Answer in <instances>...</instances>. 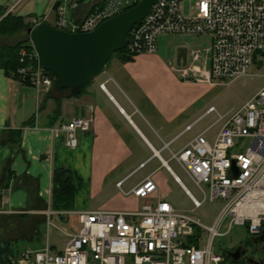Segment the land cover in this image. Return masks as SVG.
<instances>
[{
    "label": "built area",
    "instance_id": "1",
    "mask_svg": "<svg viewBox=\"0 0 264 264\" xmlns=\"http://www.w3.org/2000/svg\"><path fill=\"white\" fill-rule=\"evenodd\" d=\"M57 1L55 27L86 32L140 0H95L82 16L77 11L80 0ZM164 34L210 37L209 47L193 50L191 61L176 68L184 81L214 84L218 79L238 78L247 74L254 62L259 67L263 65L258 55L264 56V0H158L142 22L130 30L128 53L137 56L157 52L159 37ZM19 61L17 79L23 83L29 79L37 96L46 87H52L54 80L46 73L34 46L22 48ZM101 87L105 88V84ZM214 112L218 113L217 119L179 150L172 151L170 158L202 191L204 197L198 199L187 189L196 208L207 200H225L213 225L204 224L160 196L158 182L151 174L131 190L134 196L145 200L139 210L49 209L48 227L67 236L65 246L55 251L47 239L40 249L23 252L22 261L225 264L223 253L215 249L218 236L228 234L234 225H246L253 236L264 227V85L243 105L226 114L210 106L188 130ZM91 120L75 116L57 128L65 133L68 147L76 148L77 131H87ZM218 123L221 126L209 137L208 132ZM122 183L123 180L117 185L121 187ZM72 215L78 218L76 231L71 226L64 229L55 221L67 220ZM226 219V229L221 231Z\"/></svg>",
    "mask_w": 264,
    "mask_h": 264
},
{
    "label": "crops",
    "instance_id": "2",
    "mask_svg": "<svg viewBox=\"0 0 264 264\" xmlns=\"http://www.w3.org/2000/svg\"><path fill=\"white\" fill-rule=\"evenodd\" d=\"M94 1L80 0L78 15H84ZM56 3L0 0V5L15 15L32 22L46 19L51 24L57 17ZM28 36L27 31L0 35V47L15 45ZM188 58L187 48H180L177 67ZM177 67L169 66L158 50L127 62L116 57L77 96L69 89L52 87L37 96L30 83L0 68V264H33L22 261L23 252L40 249L47 239L55 251L65 246L67 236L55 227L52 235V226L48 227L52 174L57 167L74 171L79 177L73 210H139L145 200L134 196L132 188L153 174L158 194L164 197L159 172L163 167L187 190L168 161L172 151L193 137L172 149L193 129L187 127L198 117L189 120L192 82L181 81ZM75 116L92 120L87 131H77L78 144L72 149L66 145L65 133L57 128ZM26 121L30 124L23 125ZM19 129L22 134L16 142ZM165 150L169 158L163 155ZM156 159L160 162L157 167L141 171ZM122 180L119 187L117 183ZM102 193L107 195L90 208V199ZM55 221L66 225H60L64 229L71 226L70 220ZM58 234H63L62 241Z\"/></svg>",
    "mask_w": 264,
    "mask_h": 264
},
{
    "label": "rangeland",
    "instance_id": "3",
    "mask_svg": "<svg viewBox=\"0 0 264 264\" xmlns=\"http://www.w3.org/2000/svg\"><path fill=\"white\" fill-rule=\"evenodd\" d=\"M158 54L168 61L169 66L173 65L177 67V55L180 48H187L188 59L191 61L192 52L195 49H206L211 45L209 36H194L184 34H174L169 36L159 37ZM117 55H114L112 60L116 59ZM258 59L263 62L262 67H259L257 63L251 64L248 68L247 74L231 80L218 79L214 84H206L200 82H192L190 84L192 102L190 103L189 113L190 121L203 114L210 106H214L220 114H226L232 109H236L243 105L251 96L264 85V56L258 55ZM180 76V75H179ZM184 81L183 78L180 79ZM218 117V113H210L199 121L192 130L182 135L173 145L172 149L177 150L183 144H185L192 136L199 131L205 129L208 125L213 123ZM221 126V123L216 124L209 132L211 137ZM166 158H169L170 153L168 150L163 152ZM170 166L180 176L183 184L196 198L203 199L204 195L202 191L193 182L187 172L181 167V165L175 160L170 159ZM159 161L149 163L147 167L141 171H146L148 168L157 167ZM160 176L162 178V186L165 189L166 195L164 196L170 203L176 208L184 210L195 218L199 219L206 225H213L225 206L224 199H215L214 201L207 200L201 207L196 208L193 204L192 198L187 190L177 181L174 176L167 170L166 167L160 168ZM141 173V172H140ZM107 193V192H106ZM106 193L100 194V196H94L90 199V208H94L99 204L100 199L107 195ZM85 197V196H84ZM87 199V197H86ZM68 223L71 225L74 231L78 230L79 222L77 216H70ZM66 220V221H67ZM228 219L224 221V225L221 227V231H224L227 226ZM60 225L66 226L60 222ZM54 227H51L50 231L54 234ZM46 231V230H45ZM63 234H58L60 241L63 239ZM206 230L203 232L201 239V245L205 241ZM254 237L248 232L246 225H234L232 230L226 235H220L215 239V249L222 252L225 257V264H245L244 260L232 259L227 255V251L233 249L236 245L246 243L250 238ZM247 244V243H246ZM263 244L256 246V253L254 257L257 260L260 258L264 261ZM226 254V255H225Z\"/></svg>",
    "mask_w": 264,
    "mask_h": 264
},
{
    "label": "water",
    "instance_id": "4",
    "mask_svg": "<svg viewBox=\"0 0 264 264\" xmlns=\"http://www.w3.org/2000/svg\"><path fill=\"white\" fill-rule=\"evenodd\" d=\"M158 0H141L137 5L103 21L91 31L59 29L44 20L27 32L43 67L55 76L54 87L68 88L78 95L107 65L116 50L124 49L129 32L142 22ZM59 1L55 5L57 8ZM264 240V231L257 237ZM240 254H236L237 259Z\"/></svg>",
    "mask_w": 264,
    "mask_h": 264
},
{
    "label": "trees",
    "instance_id": "5",
    "mask_svg": "<svg viewBox=\"0 0 264 264\" xmlns=\"http://www.w3.org/2000/svg\"><path fill=\"white\" fill-rule=\"evenodd\" d=\"M138 3L139 1L129 7L124 8L123 11L128 10L129 8H131L134 5H137ZM33 25H35V23L29 21L27 17L21 15H15L12 12L8 11V8L6 6L0 5V35H13L20 31H27ZM24 47L29 49L33 48L29 36L26 39L19 41L15 45H3L0 47V68H2L7 75L13 76L15 78L19 77L18 69L21 66V63L19 61V54H20V50ZM114 55H117V57H119L121 60L125 62L132 61L134 60L135 57L128 53L127 47L121 50H116L112 54L110 60L113 58ZM45 71L48 75H50L53 78V80L55 79V76L53 75L52 72H50L49 70H45ZM27 82L30 83V80L28 79ZM52 88L55 89L54 85H52ZM67 90L68 88H64L61 91H67ZM85 90L86 87L83 89L82 93ZM71 95L77 96L74 94ZM27 124H30V122L26 121L23 123V125H27ZM17 133L18 136L17 139H15V141L19 142L18 137H21L22 130L21 129L17 130L16 135ZM79 184H80L79 177L74 171H71L62 166L55 168L52 174V196H51L52 209L55 210L72 209L75 204V195ZM191 241L194 240L191 239ZM249 242L250 240H248L246 243L248 244Z\"/></svg>",
    "mask_w": 264,
    "mask_h": 264
},
{
    "label": "flooded vegetation",
    "instance_id": "6",
    "mask_svg": "<svg viewBox=\"0 0 264 264\" xmlns=\"http://www.w3.org/2000/svg\"><path fill=\"white\" fill-rule=\"evenodd\" d=\"M264 231V227L262 228L261 232L250 238V242L248 244L244 243V244H239L236 245L233 249L227 251V255H229L232 259H236L235 255L236 254H240V256L236 259V260H244L245 264H264V261L260 258V260H257L254 257V254L256 253V246L263 244L264 246V240L263 241H259L257 239V237L259 235L262 234V232ZM262 252L264 251V247L261 250Z\"/></svg>",
    "mask_w": 264,
    "mask_h": 264
}]
</instances>
